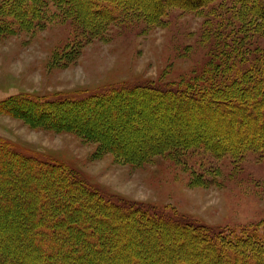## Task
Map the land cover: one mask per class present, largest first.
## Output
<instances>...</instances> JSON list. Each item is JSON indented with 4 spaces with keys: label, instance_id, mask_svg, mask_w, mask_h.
I'll return each instance as SVG.
<instances>
[{
    "label": "trees",
    "instance_id": "obj_1",
    "mask_svg": "<svg viewBox=\"0 0 264 264\" xmlns=\"http://www.w3.org/2000/svg\"><path fill=\"white\" fill-rule=\"evenodd\" d=\"M49 4L90 39L120 19L155 26L172 8H209L206 62L185 82L18 93L0 102V115L71 133L96 143L97 156L133 167L189 149L238 166L264 151V0H0V43L40 29ZM211 16L220 21L213 25ZM199 109L227 129L198 134L175 125L199 121ZM182 237L192 249L179 251ZM199 248L220 264H264V220L239 229L189 221L108 195L63 162L0 142V264H199Z\"/></svg>",
    "mask_w": 264,
    "mask_h": 264
},
{
    "label": "rangeland",
    "instance_id": "obj_2",
    "mask_svg": "<svg viewBox=\"0 0 264 264\" xmlns=\"http://www.w3.org/2000/svg\"><path fill=\"white\" fill-rule=\"evenodd\" d=\"M208 10L172 8L155 26L120 19L100 37L90 39L49 4L40 29L8 36L0 43V102L18 93L49 95L139 81L185 82L200 72L207 59ZM209 21L215 25L220 20L211 16ZM258 42L264 44V37ZM199 111V121L180 120L175 125L191 127L198 134L216 135L227 129L213 127L215 116ZM171 118L174 115L161 117L164 122ZM0 142L63 162L108 195L172 209L189 221L239 229L264 220V151L249 154L238 166L203 149H189L133 167L117 163L108 154L97 156L96 143L68 132L33 128L8 115H0ZM182 241L179 251L192 249L191 238L182 237ZM196 253L199 264L221 263L214 255L204 256L203 248Z\"/></svg>",
    "mask_w": 264,
    "mask_h": 264
}]
</instances>
